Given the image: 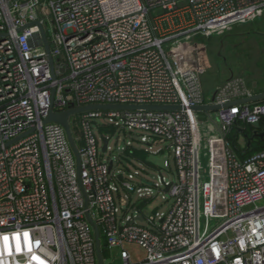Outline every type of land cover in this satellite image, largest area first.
Returning a JSON list of instances; mask_svg holds the SVG:
<instances>
[{
    "label": "built area",
    "instance_id": "built-area-1",
    "mask_svg": "<svg viewBox=\"0 0 264 264\" xmlns=\"http://www.w3.org/2000/svg\"><path fill=\"white\" fill-rule=\"evenodd\" d=\"M261 21L264 0H0V264H100L88 216L103 264H264V152L241 159L228 141L233 126L264 120V101L216 112L212 131L224 164L218 182L210 179L202 164L213 153L205 113L190 108L256 94L231 77L206 103L205 71L185 52L191 41ZM91 105L186 109L73 116L80 184L65 129L44 121L51 108ZM104 126L113 134H100ZM117 131L144 132L145 152L159 147L156 154L173 157L175 170L164 163L169 182L152 166L154 188L170 196L166 212L147 217L154 191L135 184L141 173L126 176L101 158ZM130 245L144 257L136 260Z\"/></svg>",
    "mask_w": 264,
    "mask_h": 264
},
{
    "label": "rangeland",
    "instance_id": "rangeland-1",
    "mask_svg": "<svg viewBox=\"0 0 264 264\" xmlns=\"http://www.w3.org/2000/svg\"><path fill=\"white\" fill-rule=\"evenodd\" d=\"M185 52L188 55L189 63L202 68L205 73L202 76L203 87L206 90L224 85L231 77L244 78L249 84L259 82L264 85V21L236 27L232 33H227L223 36H215L211 39H196L185 45ZM206 97V103L211 96ZM214 122H218V116L212 113ZM100 123H103L100 121ZM210 124V120L205 118V125ZM104 125V124H102ZM74 127V126H73ZM106 127V126H104ZM77 130V129H76ZM75 131V129H74ZM107 133H112L109 131ZM144 132H136L135 135L125 134L124 132H115L111 138L112 152L108 154H100L101 158L106 161L113 160L115 162L116 172H122L126 176L129 173L139 171L140 178L135 180L138 186L141 182L145 187L153 189V198L145 204L144 214L148 217L156 213L162 214L169 208V194L165 192V188H161V192L156 191L153 184L159 179V172L166 178V182L172 180L171 173L164 168L165 161H169L173 170H175V161L167 152L156 154L161 148L156 147L148 153L149 149L141 143V138ZM119 137L122 143L117 142ZM132 143V148L135 151L144 153L145 160L139 161L138 158L129 155V151L122 152L127 143ZM152 143V141L150 142ZM241 146H247V142L242 138ZM129 152V153H128ZM147 164L152 165L148 167ZM203 168L207 169V158L202 156ZM162 187V186H161ZM122 195H131L123 191ZM213 225V224H212ZM127 249L131 252L136 260L144 257V250L138 246L130 245Z\"/></svg>",
    "mask_w": 264,
    "mask_h": 264
},
{
    "label": "water",
    "instance_id": "water-1",
    "mask_svg": "<svg viewBox=\"0 0 264 264\" xmlns=\"http://www.w3.org/2000/svg\"><path fill=\"white\" fill-rule=\"evenodd\" d=\"M37 25L40 27V33L42 35V38L45 43V47L47 52L50 54V46L47 41V36L44 31V28L40 23H37ZM50 64L52 66V69L54 70V61L52 57L50 56ZM55 97V90L52 92V98L54 99ZM264 101V93L256 94L253 97L242 99L236 102H232L229 104H226L224 106H198V107H193L190 108L192 111L196 112H203L205 114L210 115V113H215L223 108H228L230 106L236 105V104H252L256 102H262ZM186 108H182L180 106H116V105H91V106H84V107H74L71 106L70 109L63 111V112H55L53 108H51L48 112L47 118L44 121L46 124L47 123H56L61 125L66 133L67 137L69 140V143L73 149V152L75 153L76 159H77V167H78V175H79V182L81 184V156L78 151L77 145L74 141V137L72 134V130L70 127V119L73 116L81 115L84 113L92 112V111H99V112H107V111H126V110H162V111H181ZM28 134H25L18 138L16 141L21 140ZM259 138H264V132L260 133L258 135ZM104 147L103 151L105 152L108 146V140L104 139L103 141ZM148 167H152V165L147 164ZM113 164H110V169H112ZM120 180H122V177L120 176ZM88 220L90 221L91 225L93 226L94 232H95V237H96V251H97V256L100 264H103V255H102V249H101V240H100V233L98 226L91 220V218L88 216Z\"/></svg>",
    "mask_w": 264,
    "mask_h": 264
},
{
    "label": "trees",
    "instance_id": "trees-1",
    "mask_svg": "<svg viewBox=\"0 0 264 264\" xmlns=\"http://www.w3.org/2000/svg\"><path fill=\"white\" fill-rule=\"evenodd\" d=\"M109 131L113 132V130L108 127H101L99 129L100 134H105ZM263 132H264V120L260 122L258 125H253V126L236 125L232 127L228 135V141L230 142L233 149L241 159H247L264 152V138L258 137V135ZM241 135L245 137V141L247 142V146L243 148H241L238 144V139ZM132 155L133 157L138 158V160L141 161L145 160L144 153L140 151H134Z\"/></svg>",
    "mask_w": 264,
    "mask_h": 264
},
{
    "label": "crops",
    "instance_id": "crops-1",
    "mask_svg": "<svg viewBox=\"0 0 264 264\" xmlns=\"http://www.w3.org/2000/svg\"><path fill=\"white\" fill-rule=\"evenodd\" d=\"M255 94H260V93H264V85H262L259 82H254L251 84ZM217 88V87H216ZM215 88V90H216ZM204 89V87H203ZM214 88L212 87L213 90ZM210 90H206L204 89V94L207 96H212L215 92L214 91H210ZM204 118H208L209 116L207 114H204L203 116ZM209 119V118H208ZM214 118L212 117V121H210V124L206 125L207 130L210 132L208 135V138L210 139V141L212 142V148H213V153H212V157H207V169H206V174L208 175V177L211 179L213 178L215 180V182H218L219 180V171L218 169L220 167L223 166L224 164V154H223V149L221 147V139L219 138L217 132H215V130L212 131V128L214 127ZM241 128V127H240ZM245 140V137L243 135H241L238 139V144L241 148H243L244 146H241V139ZM216 142V143H215ZM246 142V141H245ZM215 143V144H213ZM206 175V176H207Z\"/></svg>",
    "mask_w": 264,
    "mask_h": 264
},
{
    "label": "snow or ice",
    "instance_id": "snow-or-ice-1",
    "mask_svg": "<svg viewBox=\"0 0 264 264\" xmlns=\"http://www.w3.org/2000/svg\"><path fill=\"white\" fill-rule=\"evenodd\" d=\"M26 235V234H25ZM5 240H7L8 238L7 237H4Z\"/></svg>",
    "mask_w": 264,
    "mask_h": 264
}]
</instances>
